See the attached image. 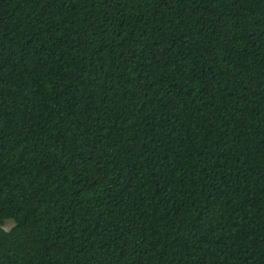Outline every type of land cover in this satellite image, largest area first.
<instances>
[{
  "label": "trees",
  "instance_id": "trees-1",
  "mask_svg": "<svg viewBox=\"0 0 264 264\" xmlns=\"http://www.w3.org/2000/svg\"><path fill=\"white\" fill-rule=\"evenodd\" d=\"M0 264H264V0H0Z\"/></svg>",
  "mask_w": 264,
  "mask_h": 264
},
{
  "label": "rangeland",
  "instance_id": "rangeland-1",
  "mask_svg": "<svg viewBox=\"0 0 264 264\" xmlns=\"http://www.w3.org/2000/svg\"><path fill=\"white\" fill-rule=\"evenodd\" d=\"M14 224V221L11 219H7L4 223L3 226L5 229H9L12 225Z\"/></svg>",
  "mask_w": 264,
  "mask_h": 264
}]
</instances>
